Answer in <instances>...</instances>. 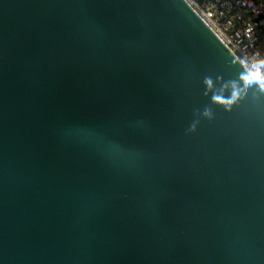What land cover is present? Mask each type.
Masks as SVG:
<instances>
[{
	"label": "water",
	"instance_id": "water-1",
	"mask_svg": "<svg viewBox=\"0 0 264 264\" xmlns=\"http://www.w3.org/2000/svg\"><path fill=\"white\" fill-rule=\"evenodd\" d=\"M244 71L185 0H0V264H264Z\"/></svg>",
	"mask_w": 264,
	"mask_h": 264
},
{
	"label": "built area",
	"instance_id": "built-area-1",
	"mask_svg": "<svg viewBox=\"0 0 264 264\" xmlns=\"http://www.w3.org/2000/svg\"><path fill=\"white\" fill-rule=\"evenodd\" d=\"M241 66L264 58V0H185Z\"/></svg>",
	"mask_w": 264,
	"mask_h": 264
},
{
	"label": "clouds",
	"instance_id": "clouds-1",
	"mask_svg": "<svg viewBox=\"0 0 264 264\" xmlns=\"http://www.w3.org/2000/svg\"><path fill=\"white\" fill-rule=\"evenodd\" d=\"M241 63L244 65V73L240 76V80L243 82L245 88H249L252 85L258 86L261 91H264V58L256 59L254 61H249L247 59L242 60ZM205 84L209 86L212 85L210 78H205ZM241 98L240 91L233 86V91L230 98H224L223 96H214L213 99L216 103L225 107L227 111H230L232 106H234ZM198 115H200L198 113ZM202 116L208 120L213 119V113L210 109L205 108ZM199 119L194 120L189 128L188 133H195L197 130V125L199 124Z\"/></svg>",
	"mask_w": 264,
	"mask_h": 264
}]
</instances>
